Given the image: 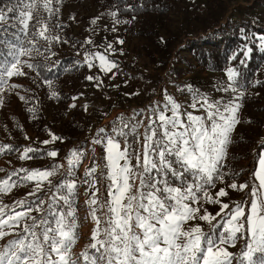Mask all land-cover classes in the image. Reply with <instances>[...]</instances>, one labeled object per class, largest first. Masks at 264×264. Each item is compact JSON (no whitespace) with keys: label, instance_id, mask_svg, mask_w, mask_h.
<instances>
[{"label":"rangeland","instance_id":"374dc122","mask_svg":"<svg viewBox=\"0 0 264 264\" xmlns=\"http://www.w3.org/2000/svg\"><path fill=\"white\" fill-rule=\"evenodd\" d=\"M222 2L224 11L221 16H216L217 12L213 10L210 0H171V19L178 42L167 66L163 68L158 60L154 62L153 59L146 58L141 49L144 41L138 38L128 40L123 18L113 16L111 9H101L93 0H51L49 15L58 14L60 23L55 25L47 19L50 27H47L46 33L50 35L44 52L53 59L45 60L51 61L55 66L71 60L72 65L61 71L57 80L49 86L43 82H37L36 73L32 68L27 67V64H31L27 55L25 60L27 63L20 67L26 75L7 78V85L0 89V180L22 168L30 171L51 169L53 165H60L56 175L49 177L52 185L62 179L76 180L75 202L79 201L81 204L79 209L86 213L90 211L87 201L96 189H99L96 192L98 205L108 199L109 180L106 177L107 169L103 167L106 164L104 159L106 153L102 144L93 142L100 129L111 133L121 120L131 127L142 118L146 125L147 110L152 105L164 102V90L167 95H171L177 103L182 105L181 112L185 109L194 111L187 107L192 102V97L185 89L186 85H192L194 89L200 90L201 93L213 99L228 100L239 97V93L242 92L243 96L237 100L240 104L238 112L240 122L231 134V143L227 147V154L223 161L225 167L222 171L226 175L223 182L215 181V188H209L208 192L213 199L217 198L216 193L220 188L228 192V196L219 198L221 204H229L225 214L230 212L237 203L247 202L245 203V230L243 234L238 235L243 245L252 241L249 240L252 237L247 225L249 205L252 202L250 193L254 187L264 191L260 189L259 178L255 175L260 171L259 160L264 157V148H260V145L264 143V111L257 112L252 105L264 108V62H261L262 65L253 74L249 83H246L243 78L251 53L264 52V40L260 39L264 37V33L258 32V30L264 32V0H222ZM93 19L96 20L95 23L92 22ZM47 23L44 22V25ZM227 34L239 36L243 40L231 53L229 64L218 72L202 66L197 60L196 51L200 48L207 50L204 46L208 45L224 46L228 40ZM52 36H57L59 39H53ZM88 39H91V44L87 42ZM118 40H123L124 43L119 44ZM110 43L117 50L115 53L106 51ZM245 46L252 48V52L249 54L250 58L241 64L239 61L244 56L241 49ZM98 52L116 62L121 60L129 63L131 60H136L137 69L134 72L140 84L135 92H131L126 98L117 97L119 84L116 81L122 80L118 78V68L104 73L99 68L98 59L92 61L91 69L87 67L85 57ZM234 55L236 59H232ZM229 68L236 69L240 74L236 82L238 88L236 93L217 90L231 83L227 78ZM4 70L0 68V72ZM88 76L98 77V79L89 81L86 79ZM97 84L100 86L97 87ZM53 91L57 93L55 98L51 96ZM61 96H69L70 101L66 104L62 103ZM247 98L250 100L249 105H245L244 102ZM255 100L258 102L254 103ZM73 104L75 107L71 106ZM85 106H87L86 110ZM141 110L145 111L141 113ZM194 114L203 115L204 113L201 110L194 111ZM38 123L42 124L44 130L36 132L33 124L38 125ZM143 131V126L138 129L141 134ZM52 134L61 139L44 144L43 141L51 140ZM117 139L120 140L121 150H123L124 138L117 137ZM128 141L133 149L141 153L142 157L143 136L141 135L138 143L134 142L132 136L128 137ZM4 145L11 146V149L3 150ZM27 147L36 149L37 153H30L29 155L33 157L31 159H21L23 150ZM52 150H59L57 157L52 158L43 154ZM74 151L78 154L80 162L77 167L72 168L70 160ZM131 162L133 166L136 165L134 157ZM94 164L97 165V171L94 174L96 184L95 188H91L89 184L82 181L90 179L85 173ZM69 169L75 172L74 176L62 175ZM24 175L23 172L19 173V176ZM233 181L238 186L236 190L228 187ZM245 183L248 187L243 191L239 190V185ZM35 188V182L18 183L14 193L18 196V194L33 192ZM48 191L49 185L44 182L41 191L36 194L45 197ZM197 195L199 196L200 193ZM4 200L8 201L9 197L0 198V205H3ZM188 203L191 204V201ZM195 206L201 207V212L197 216L203 215L206 211L216 218L210 222L198 218L191 220L184 225L186 230L199 225L205 235L218 236L223 233L227 225L225 214L216 215L220 212L219 204L201 200L200 204ZM105 212L106 209L97 206L98 217H102ZM86 223L87 218H83L82 224ZM93 226L96 228L95 221ZM100 226H105L103 220ZM241 255L237 253L234 255L233 264H247L242 260Z\"/></svg>","mask_w":264,"mask_h":264},{"label":"snow or ice","instance_id":"6c2138e0","mask_svg":"<svg viewBox=\"0 0 264 264\" xmlns=\"http://www.w3.org/2000/svg\"><path fill=\"white\" fill-rule=\"evenodd\" d=\"M43 7L51 12V0H43ZM35 8L36 0H23L21 3V10L17 15L23 30L28 29ZM112 15L117 13L113 12ZM5 19V14L0 13V22ZM92 22L95 23L96 20L93 19ZM33 27L35 36L48 39L45 36L47 25H42L37 19ZM53 39L58 40L59 37ZM260 39L264 40V37ZM87 42L92 43L91 39ZM117 42L124 43L123 40ZM31 51L32 49L20 47L13 52V61L0 72V89L7 85V78L26 75L18 65L21 64V57L30 55ZM36 51L39 52V49ZM106 51L115 53L117 50L110 43ZM241 51L244 56L239 62L244 64L250 58L252 48L245 46ZM96 59L104 73L118 68L116 61L109 60L99 52L85 57L87 67L91 69L92 61ZM232 59H236V56ZM27 67L33 68V65L27 64ZM239 75L236 69H227V78L231 83L217 90L238 92L236 82ZM86 79L93 81L98 77L88 76ZM185 89L192 97V102L187 107L194 111L203 110V115H195L194 111L187 109L181 112L182 105L164 90V102L152 105L147 110L146 125L142 118L131 127L121 120L111 133L100 129L93 142L102 144L106 153V164L103 167L107 169L106 177L109 180L108 199L98 205L96 192L99 189H96L87 201L96 228L91 235L92 243L76 258L72 254V248L78 239L76 210L73 207L76 180L62 179L52 185L49 177L56 175L60 165L30 171L22 168L0 180V192L4 193L10 192L18 183L35 182L36 188L29 193L30 196L41 191L44 182L49 185V191L45 193L47 209L43 208L46 203L44 198L36 201L18 200L11 206L0 208V240L12 235L13 230L22 225L20 231L15 233V238L0 249V264H233L235 257L226 245L235 247L238 234H243L245 230L247 202L237 203L225 214L229 204H221L219 198L228 196V192L220 188L216 193L217 198L213 199L208 189L215 188L217 180L223 182L226 175L222 171L223 161L231 143V134L240 122V104L237 100L243 93L240 92L239 97L224 100L213 99L194 89L192 85H186ZM51 96L55 98L57 93L53 91ZM71 106L75 107V104ZM86 108L87 106L85 110ZM144 111L141 110V113ZM142 126L144 131L141 134L138 129ZM141 135L142 157L128 141V137L132 136L134 142L138 143ZM117 137L124 138L123 150ZM59 139L61 138L52 134L51 140L43 143ZM2 149L10 150L11 146L4 145ZM58 152L59 150H52L43 154L55 158ZM30 153H37V150L27 147L20 158H33ZM133 157L136 160L135 166L131 162ZM70 162L72 168L79 165V156L75 151ZM259 167L260 171L255 175L259 178L260 189H264V157L259 160ZM96 171L97 165L94 164L85 173L90 179H85L82 183L95 188ZM20 172L25 175L19 176ZM62 175L74 176L75 172L69 169ZM13 176L17 179L12 180ZM228 187L236 190L238 186L233 181ZM247 187L246 183L240 184L239 190L243 191ZM250 195L252 202L249 205L247 225L253 243L242 253V260L247 264H264V191L254 187ZM201 200L219 204L220 212L217 216L225 214L227 227L218 236L205 235L199 225L187 230L184 228L188 221L197 218L209 222L216 218L206 211L197 216L201 207L195 205H199ZM64 206H67V211H64ZM97 206L106 209L102 217L96 215ZM17 207L22 210L17 211ZM5 208H8L7 213ZM32 211L40 212L41 215L32 216ZM101 220L105 227L100 226Z\"/></svg>","mask_w":264,"mask_h":264},{"label":"trees","instance_id":"16d2710c","mask_svg":"<svg viewBox=\"0 0 264 264\" xmlns=\"http://www.w3.org/2000/svg\"><path fill=\"white\" fill-rule=\"evenodd\" d=\"M101 9H111L117 13L118 17H122L125 25V35L128 40L130 38H138L144 41L141 45V49L144 52L146 58L153 59L161 62V66L165 68L168 60L171 57V53L178 42L176 32L174 31L172 19H171V0H93ZM213 10L216 11V16H221L224 11V4L222 0H210ZM23 0H0V13L5 14L6 19L0 22V68L6 69L8 65L13 61V52L20 47L26 49H32L31 54L28 56L30 63L33 65V71L36 73V80L38 83L43 82L51 86L61 71L69 68L72 65L71 60L66 63H59L55 66L51 61L48 62L45 59H53L45 54L44 49L48 43V39H44L34 35V25L37 19L42 22H48L46 25L50 27L49 21L55 25H59V17L56 14H50L43 7V0H36V8L33 12V19L29 22L27 30H23L19 23L17 13L21 10L20 5ZM8 9H13V12H9ZM49 19V21L47 20ZM219 19V17H218ZM259 33H264L262 30H258ZM49 33L45 36L49 37ZM229 35V34H227ZM57 37V36H52ZM243 42L239 36H228V40L224 43V46L220 45H208L207 50L198 49L196 51L197 60L202 66H206L212 71H221L224 66L229 64L230 55L237 47ZM39 49V52L36 51ZM251 58L248 60L244 69V81L249 83L253 74L264 62V52L253 51ZM21 57V64L25 66V60L27 55ZM55 58V57H54ZM259 59V60H258ZM27 62V61H26ZM118 78L122 79L118 82L117 97L126 98L131 92H135L139 87L140 81L136 78L135 70L137 69L136 60H131L129 63L118 60ZM64 65V66H63ZM124 77V78H123ZM35 80V78H34ZM125 80V82H123ZM114 84V82H112ZM61 95V94H60ZM63 95V94H62ZM62 97V103L66 104L70 101V97ZM250 100L245 99V105H249ZM255 100L254 103H257ZM253 103V102H252ZM254 110L264 111V108L257 106ZM33 128L36 132L44 130L41 123L38 125L33 124ZM260 148H264V143L260 145ZM225 167V166H224Z\"/></svg>","mask_w":264,"mask_h":264},{"label":"crops","instance_id":"0c3cea01","mask_svg":"<svg viewBox=\"0 0 264 264\" xmlns=\"http://www.w3.org/2000/svg\"><path fill=\"white\" fill-rule=\"evenodd\" d=\"M16 179L17 178H12V180H16ZM17 186H18V184L15 187H13L10 192H6V193L0 192V198L9 197L8 201L5 202V200H4V203H3V205H0V208H3L5 205L11 206L12 204H14L18 200L27 199L29 201H36L38 198H44L46 203L43 205V208L47 209L48 205H47V197L46 196L44 197V196L38 195V194H36L35 196H30L29 193L18 194V196H17V193H14L15 190L17 189ZM80 206H81V204L79 203V201L75 202L74 205H73V207L76 210V218H77V225H78V227H77L78 239H77L75 245L72 248L73 258L78 257L79 254L81 252H83L88 247V245H90L92 243L91 235H92L93 230L95 229V227L93 226V222L94 221L91 218L90 211H87L86 212L87 215H86V213L84 211H81L79 209ZM16 210L17 211H21L22 209L17 207ZM67 210H68L67 206L66 207L64 206V211H67ZM4 211H5V213H7L8 212V208H5ZM31 215L39 217L41 215V213L40 212H36V211H32ZM83 218H87V223L86 224H82ZM28 223H31V221H28ZM20 227H22V225ZM20 227L15 228L13 230V234L12 235L5 236L2 240H0V249H2L3 246L9 240H12V239L15 238V233L20 231ZM5 231H8V229L5 228ZM239 238H238V240H236L237 243H235V247H232L231 245H226L228 250L230 252H232L233 255H235L236 253L237 254H242L244 251L247 250V246L253 243L252 238L248 237L249 240H252V241H250L246 245H243L242 242L239 241ZM241 257H242V255H241Z\"/></svg>","mask_w":264,"mask_h":264}]
</instances>
